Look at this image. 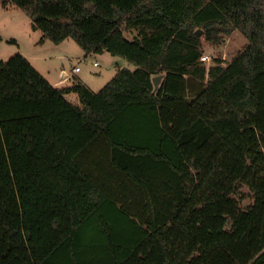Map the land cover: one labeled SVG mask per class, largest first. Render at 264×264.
<instances>
[{"label": "trees", "instance_id": "16d2710c", "mask_svg": "<svg viewBox=\"0 0 264 264\" xmlns=\"http://www.w3.org/2000/svg\"><path fill=\"white\" fill-rule=\"evenodd\" d=\"M0 6L135 67L94 92L0 59V264H264V0ZM234 30L247 44L206 68Z\"/></svg>", "mask_w": 264, "mask_h": 264}, {"label": "rangeland", "instance_id": "374dc122", "mask_svg": "<svg viewBox=\"0 0 264 264\" xmlns=\"http://www.w3.org/2000/svg\"><path fill=\"white\" fill-rule=\"evenodd\" d=\"M41 34L30 28L29 17L19 9H2L0 6V59L6 61L15 53L23 55L31 65L49 82L60 79L62 69L68 74L67 84L83 81L92 91L101 89L116 73L118 67L134 70V66L120 57H113L107 52L85 54L71 39L60 44L50 41L39 43ZM125 37H131L124 33ZM247 44V39L237 30L231 31L222 38L218 45L203 42L201 60L207 68L215 59L225 65ZM96 66H93V63ZM78 66L80 72H74ZM73 105H79L73 93L65 96ZM240 205L247 206L252 202L251 193L246 187L241 189Z\"/></svg>", "mask_w": 264, "mask_h": 264}, {"label": "crops", "instance_id": "0c3cea01", "mask_svg": "<svg viewBox=\"0 0 264 264\" xmlns=\"http://www.w3.org/2000/svg\"><path fill=\"white\" fill-rule=\"evenodd\" d=\"M122 68V65H120L118 67V69ZM80 70L77 72L79 73ZM59 76H60V79L51 83L53 86H57V87H62V86H68V85H65L67 84L68 80H69V77H68V74L66 73V71L64 69H62L59 73ZM81 81V80H80ZM83 83V81H81Z\"/></svg>", "mask_w": 264, "mask_h": 264}, {"label": "water", "instance_id": "95a60500", "mask_svg": "<svg viewBox=\"0 0 264 264\" xmlns=\"http://www.w3.org/2000/svg\"><path fill=\"white\" fill-rule=\"evenodd\" d=\"M196 33L198 35H200L201 34V31L200 30H197ZM160 80H161V76L160 75L155 76V77L152 78V82H153V85H154V89L155 90L157 89Z\"/></svg>", "mask_w": 264, "mask_h": 264}, {"label": "built area", "instance_id": "2783aa9c", "mask_svg": "<svg viewBox=\"0 0 264 264\" xmlns=\"http://www.w3.org/2000/svg\"><path fill=\"white\" fill-rule=\"evenodd\" d=\"M93 66H96V63L95 62L93 63ZM73 70H74V72H78L80 69H79L78 66H75Z\"/></svg>", "mask_w": 264, "mask_h": 264}]
</instances>
